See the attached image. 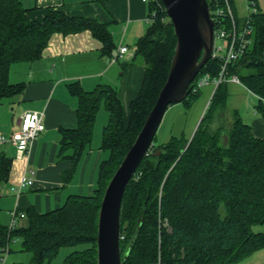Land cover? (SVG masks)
I'll return each instance as SVG.
<instances>
[{
  "label": "trees",
  "instance_id": "16d2710c",
  "mask_svg": "<svg viewBox=\"0 0 264 264\" xmlns=\"http://www.w3.org/2000/svg\"><path fill=\"white\" fill-rule=\"evenodd\" d=\"M148 7L150 24L134 47L145 73L128 114L110 85L92 91L78 83L68 88L78 108L77 127L61 132L59 155L72 163L66 182L92 143L98 112L104 107L109 114L101 144L109 158L100 164L94 194L70 196L62 207L45 214L28 209L25 227L0 226V253L20 240L21 251L32 255L28 264H51L64 248L73 251L62 264H97L104 192L156 104L177 42L162 0ZM209 7L213 8L210 1ZM26 13L19 0H0V103L26 87L10 83L11 66L38 60L54 33L90 30L102 43V54L113 57L116 46L106 25L51 8L42 22L30 20ZM234 16L238 24L243 22ZM249 18L253 42L228 65L225 78L236 76L259 98L258 109L264 114V12ZM221 71L222 61L212 58L195 80L206 74L216 79ZM227 82L216 87L191 141L173 136L156 145L155 137L129 182L121 209L123 264H152L159 257L164 264H238L264 249V233L254 231L264 225V139L256 138L235 113L228 128H213L217 111L225 106ZM200 95L201 91L191 92L182 103L189 108ZM68 150L71 154L66 155ZM11 164V158L0 153V183L8 180ZM82 246L86 248L78 250Z\"/></svg>",
  "mask_w": 264,
  "mask_h": 264
},
{
  "label": "crops",
  "instance_id": "0c3cea01",
  "mask_svg": "<svg viewBox=\"0 0 264 264\" xmlns=\"http://www.w3.org/2000/svg\"><path fill=\"white\" fill-rule=\"evenodd\" d=\"M19 1L32 21L42 22L51 8L70 17H83L104 24L111 32L116 47L111 58L102 54L103 45L90 30L68 35L54 33L38 60L11 66L10 83H24L26 87L22 94L0 103V136L9 138L17 132L22 115L27 111L44 113L46 128L22 154L9 143L0 145V153L12 160L8 180L0 183V226L8 227L14 209L26 213L32 208L45 214L62 207L70 196L94 194L100 164L109 158V151L101 147L102 131L108 124L109 114L104 107L98 112L92 143L72 178L66 182V172L72 163L59 155L61 132L77 127L78 108V99L70 94L68 88L70 84L78 83L85 91H92L99 85H110L117 90L127 115L130 103L140 92L145 73L143 63L135 57L134 47L150 24L149 5L142 0ZM230 1L235 15L244 20L250 12L248 0ZM254 1L256 11L264 12V0ZM121 46L128 47V51L122 59L113 61ZM226 89L225 106L217 111L213 128H228L235 113L250 126L256 138L264 139V114L258 109L259 98L240 82L228 81ZM214 91L213 85L204 87L200 97L189 108L183 103L168 107L159 127L167 132L164 144L173 136H185L171 134L180 115L184 116L185 127L189 124L190 134L185 137L191 139L194 136ZM65 154L69 155L71 151ZM24 176L32 179L33 184L17 194ZM27 224L25 217L17 221L16 227ZM256 232L264 233V225L258 226ZM14 242L21 248L20 240ZM72 251H67L60 264ZM31 259V253L27 252L6 257V264H28ZM238 264H264V249Z\"/></svg>",
  "mask_w": 264,
  "mask_h": 264
},
{
  "label": "water",
  "instance_id": "95a60500",
  "mask_svg": "<svg viewBox=\"0 0 264 264\" xmlns=\"http://www.w3.org/2000/svg\"><path fill=\"white\" fill-rule=\"evenodd\" d=\"M162 2L177 39L175 52L167 81L155 106L104 192L98 217L97 264H123L120 247L121 209L127 186L154 144L168 107L182 103L189 97L193 81L213 58L214 23L210 18L208 1Z\"/></svg>",
  "mask_w": 264,
  "mask_h": 264
},
{
  "label": "built area",
  "instance_id": "2783aa9c",
  "mask_svg": "<svg viewBox=\"0 0 264 264\" xmlns=\"http://www.w3.org/2000/svg\"><path fill=\"white\" fill-rule=\"evenodd\" d=\"M149 5L150 3H158L159 0H142ZM211 2L213 8L210 9V18L214 23V51L213 58H219L222 61V71L218 78L211 79L206 74L197 80L193 81L192 92H199L208 85L216 87L226 81L239 82L236 76H232L229 79L225 78L227 67L230 63L241 58L250 45L253 42V29L250 25V14L256 13V4L254 0H248L249 14L243 20L241 24L236 22L232 5L230 0H207ZM148 21L151 20L148 18ZM222 41L223 45L218 44V41ZM128 51V47H119L117 54L113 61L122 59L125 53ZM44 113L36 111H27L22 115L21 125L17 132L12 134L9 138L0 136V145L9 143L14 146L19 154L26 152L32 142L45 130ZM33 180L27 176H24L20 182L17 194H20L25 187L31 186ZM26 215L23 212H18L14 209L11 212L10 229H14L19 219L25 218ZM120 239H123L121 236ZM10 246L5 247L0 253V264H6V257L9 253ZM152 264H164L159 259Z\"/></svg>",
  "mask_w": 264,
  "mask_h": 264
},
{
  "label": "rangeland",
  "instance_id": "374dc122",
  "mask_svg": "<svg viewBox=\"0 0 264 264\" xmlns=\"http://www.w3.org/2000/svg\"><path fill=\"white\" fill-rule=\"evenodd\" d=\"M245 6H246V4H245ZM218 44H220V45H223V42L222 41H218ZM208 109V107L206 108V110ZM206 110H205V112H206ZM205 112H204V115H205ZM185 119L186 120H189V118H187V117H185ZM214 119H216V116H215V118ZM183 120H184V116L183 115H180V117H179V119H178V122H177V124H176V128L172 131V135H180V134H184L186 137L187 136H189V134H190V131H189V124L185 127V125L183 124ZM234 120V119H233ZM214 122H215V120H214ZM213 125H214V123H213ZM184 127V128H183ZM95 129V128H94ZM215 129V128H214ZM218 128H216V130H217ZM159 130H160V128H159ZM159 130H158V132H157V134H156V143L157 144H164L163 142H164V137L166 136V134H167V132H165L163 129H161L160 130V132H159ZM102 134H103V131H102ZM169 135V138L172 136V135ZM168 136V135H167ZM192 139V138H191ZM191 139H189V141H191ZM226 139V138H225ZM224 141V140H223ZM257 227L258 226H256V227H254V231H257ZM12 252H10L8 255H7V258H9V257H11V256H15V255H19V254H21V255H24L25 253H27V252H24V251H22L21 252V249L19 248V246L18 245H16V243L15 242H13L12 243ZM86 248V246H82V247H80L78 250H83V249H85ZM72 249L71 248H64V249H62L61 251H60V254L58 255V257L55 259V260H53V262L51 263V264H60L61 263V260L63 259V257H64V255L67 253V251L69 252V251H71Z\"/></svg>",
  "mask_w": 264,
  "mask_h": 264
}]
</instances>
